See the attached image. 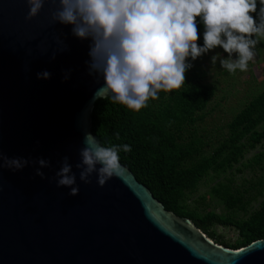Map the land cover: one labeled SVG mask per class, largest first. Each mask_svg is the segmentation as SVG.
Masks as SVG:
<instances>
[{
  "label": "water",
  "instance_id": "water-1",
  "mask_svg": "<svg viewBox=\"0 0 264 264\" xmlns=\"http://www.w3.org/2000/svg\"><path fill=\"white\" fill-rule=\"evenodd\" d=\"M49 9L45 4L25 20V0H0V147L9 158L50 161L44 179L35 175L36 164L0 174V264H264V239L235 250L214 244L125 167L123 178L103 187L95 174L90 184L79 180L75 164L84 133L94 135L99 84L87 74L90 41L74 37L71 25L48 26ZM57 37L67 50L50 60L61 47ZM42 71L51 78L37 79ZM64 156L77 173L76 196L56 185Z\"/></svg>",
  "mask_w": 264,
  "mask_h": 264
},
{
  "label": "clouds",
  "instance_id": "clouds-1",
  "mask_svg": "<svg viewBox=\"0 0 264 264\" xmlns=\"http://www.w3.org/2000/svg\"><path fill=\"white\" fill-rule=\"evenodd\" d=\"M28 6L25 20L38 16L45 4L50 5L48 26L71 25V34L88 40L89 60L87 74L99 84L92 101L111 100L139 112L150 100L159 98L161 91L170 93L185 85L186 71L197 59L217 46L227 53L211 57L219 60L228 73L248 70L249 62L256 56L257 45L264 41V0H25ZM197 17L200 18L197 21ZM202 23L203 46H198V24ZM61 45L49 57L67 50ZM41 53L47 49L38 45ZM236 58L233 59V54ZM31 55V49L28 50ZM190 58V59H189ZM71 69L63 73V80L70 78ZM37 79H50L51 73L42 71ZM101 79L103 83L100 84ZM119 133L116 139L119 140ZM83 147L79 151V180L103 187L112 178H123L126 169L120 162V152L131 151L128 144L104 146L91 132H85ZM36 164L35 175L41 179V169L50 167V161L38 158L33 161L23 157L9 158L0 147V174L7 168L19 171ZM57 187H66L69 196L79 194L77 173L64 156L55 173Z\"/></svg>",
  "mask_w": 264,
  "mask_h": 264
},
{
  "label": "trees",
  "instance_id": "trees-1",
  "mask_svg": "<svg viewBox=\"0 0 264 264\" xmlns=\"http://www.w3.org/2000/svg\"><path fill=\"white\" fill-rule=\"evenodd\" d=\"M259 7L257 0V13L251 14L257 21ZM203 31L199 23L198 46H203ZM205 78V72L191 67L184 86L170 93L161 91L139 112L111 100H97L90 129L104 146L130 145V152H120V162L137 183L172 214L188 219L208 240L235 250L264 239V151L246 159L263 147L264 85L230 117L224 135L209 141L197 129L215 95V89L203 82ZM244 172L257 179L243 180ZM211 182L206 196L221 207L219 214L189 201L200 186ZM213 226L232 228L236 240L225 242L211 230Z\"/></svg>",
  "mask_w": 264,
  "mask_h": 264
},
{
  "label": "rangeland",
  "instance_id": "rangeland-1",
  "mask_svg": "<svg viewBox=\"0 0 264 264\" xmlns=\"http://www.w3.org/2000/svg\"><path fill=\"white\" fill-rule=\"evenodd\" d=\"M216 53H219L222 58H227L228 56L227 53L223 52L222 48L216 47L205 55L191 61L193 69L205 72L206 78L203 82L215 89V95L205 110L206 117L197 127L198 132L200 133L201 129L202 133L207 135L209 141L224 135V126L230 117L241 108L244 102L254 95L258 88L260 89L261 85H264V41L257 45L256 56L253 61L249 62L248 70L245 72L237 70L236 73L230 74L220 66L219 60L216 63H212L211 57L216 55ZM235 58L236 54L234 53L233 59ZM262 146V148L257 147L248 154L246 159L260 151H264V142ZM255 177L247 172H244L242 176L243 180H252L253 182L257 179ZM234 181L238 183L240 180L238 177H234ZM212 184L213 182L208 183L207 187L200 186L198 191L190 197L189 201H197L200 204L207 205L206 212L213 211L215 214H219L222 212L221 207L206 196V190ZM199 197L202 198L199 199ZM258 202L259 200L252 207L255 208ZM211 230L216 236L228 243H233L237 238V233L232 228L213 226Z\"/></svg>",
  "mask_w": 264,
  "mask_h": 264
}]
</instances>
